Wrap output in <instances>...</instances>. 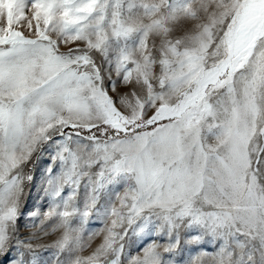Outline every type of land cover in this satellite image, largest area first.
Masks as SVG:
<instances>
[{
	"label": "snow or ice",
	"instance_id": "1",
	"mask_svg": "<svg viewBox=\"0 0 264 264\" xmlns=\"http://www.w3.org/2000/svg\"><path fill=\"white\" fill-rule=\"evenodd\" d=\"M42 251L264 264V0H0V264Z\"/></svg>",
	"mask_w": 264,
	"mask_h": 264
},
{
	"label": "rangeland",
	"instance_id": "2",
	"mask_svg": "<svg viewBox=\"0 0 264 264\" xmlns=\"http://www.w3.org/2000/svg\"><path fill=\"white\" fill-rule=\"evenodd\" d=\"M122 91L124 90L123 87L121 85H117ZM109 94H113L110 90ZM48 163L47 159L41 161L38 163V166H37V175H39V173L41 171H43L44 167L46 166V164ZM26 193L28 194L27 195V199H28V203L29 205L31 206L33 203H35L37 206H41V211L44 210V207H46L47 205V201L46 199L43 198V193H42V189L40 187V184L39 182H37L36 186L35 187H29V188H26L25 189ZM93 220H95L96 218L93 217L92 218ZM28 221H20L21 224H24ZM37 224H38V221H37ZM89 229H98L99 227H101V224L99 222H93V223H90L88 226H87ZM22 231V234L23 235H26L27 232L29 230L27 229H21ZM55 237L52 236V237H48V238H41L40 241H38V243H43V244H49L52 242V240L54 239ZM155 237H148V236H143V237H140V238H136L135 240V244L132 245V247L129 249L131 251V253L133 255L137 254V252L140 251V249L145 246L148 242H150V239H153ZM99 243V238H97L96 240L93 241V247ZM207 247V246H206ZM203 249H200V248H193L192 249V252H191V255L192 256H195L198 254L199 251H202ZM207 250L208 251H213L214 249H212L211 247H207ZM90 252V249H85L84 250V253L83 254H88ZM184 256H185V259L188 258L189 256V253L188 252H185L184 253ZM49 259L50 261V264H51V257H50V252L48 251H42L39 253V259L41 260H44V259Z\"/></svg>",
	"mask_w": 264,
	"mask_h": 264
}]
</instances>
